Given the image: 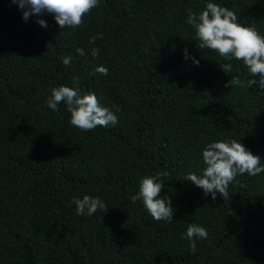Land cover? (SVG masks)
Wrapping results in <instances>:
<instances>
[{
	"label": "trees",
	"instance_id": "16d2710c",
	"mask_svg": "<svg viewBox=\"0 0 264 264\" xmlns=\"http://www.w3.org/2000/svg\"><path fill=\"white\" fill-rule=\"evenodd\" d=\"M209 2L264 37V0H99L75 29L48 13L25 21L0 0V264H264V173L238 175L226 201L185 179L202 174V151L221 140L264 165V95L225 87L251 78L248 69L199 49L186 22L188 9L199 15ZM73 77L117 124L82 131L66 101L47 107L53 88L77 87ZM158 172L168 173L160 197L172 201L171 223L131 200ZM85 195L106 210L77 215L70 202ZM189 224L207 230L195 251Z\"/></svg>",
	"mask_w": 264,
	"mask_h": 264
},
{
	"label": "clouds",
	"instance_id": "9594fccd",
	"mask_svg": "<svg viewBox=\"0 0 264 264\" xmlns=\"http://www.w3.org/2000/svg\"><path fill=\"white\" fill-rule=\"evenodd\" d=\"M22 10V18L27 21L32 15L40 16L44 13L53 15L56 24L62 28L75 29L83 23L85 15L97 8L99 0H12ZM187 23L195 30L196 39L199 41V49H210L219 54L225 60L233 59L242 61L248 69L251 78L243 80L239 75L231 77L225 87H239L258 89L260 95H264V37L260 36L252 27H244L237 23L236 14L217 3L209 2L197 15L191 9L187 10ZM40 26L47 27L44 20L37 21ZM92 37L89 43L96 39ZM79 56H84V50L77 48ZM100 49L93 48V58L99 55ZM188 59L187 50H184ZM193 63L199 61L192 58ZM71 56L64 57L62 63L70 64ZM220 69L226 74L232 71L231 63L221 64ZM94 71L101 75H108V69L103 66L95 67ZM259 77L255 79L252 77ZM76 88L60 86L52 89L51 97L45 101L47 107L53 111H59L58 104L66 101L67 111L71 114L70 124L82 131H90L97 126L108 127L118 123V117L107 107H102L93 92L82 93L79 77H73ZM202 159L205 168L199 176L189 173L185 179L211 194L213 200L216 193H220L224 200H228L229 185L238 175L255 176L264 173V165L260 158L254 156L243 144L235 139L221 140L207 144L202 151ZM167 172H158L155 175L145 176L139 181L138 192L131 197L133 203L142 201L146 211L156 221H173L172 201L168 196L160 197L164 189L163 177ZM76 206L77 215H93L98 209L106 210V205L99 198L89 195L82 199L74 198L71 202ZM187 239L192 241L190 248L195 251L194 238L206 239L207 230L196 224H189L185 233Z\"/></svg>",
	"mask_w": 264,
	"mask_h": 264
}]
</instances>
